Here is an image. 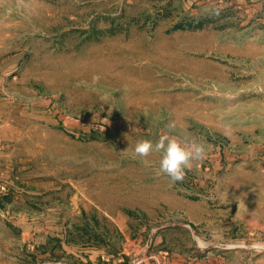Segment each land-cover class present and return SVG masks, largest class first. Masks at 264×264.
I'll list each match as a JSON object with an SVG mask.
<instances>
[{"label": "rangeland", "instance_id": "obj_1", "mask_svg": "<svg viewBox=\"0 0 264 264\" xmlns=\"http://www.w3.org/2000/svg\"><path fill=\"white\" fill-rule=\"evenodd\" d=\"M199 1L0 0V264H264V0Z\"/></svg>", "mask_w": 264, "mask_h": 264}, {"label": "clouds", "instance_id": "obj_2", "mask_svg": "<svg viewBox=\"0 0 264 264\" xmlns=\"http://www.w3.org/2000/svg\"><path fill=\"white\" fill-rule=\"evenodd\" d=\"M175 127V123H170L168 131L162 132L155 142L141 139L133 149L134 158L140 159L145 165L151 163L147 158L152 153H159L161 158L158 174L166 175L173 183L182 182L186 169L191 168L194 162L204 159L210 149V146L196 139L182 141L173 134Z\"/></svg>", "mask_w": 264, "mask_h": 264}, {"label": "crops", "instance_id": "obj_3", "mask_svg": "<svg viewBox=\"0 0 264 264\" xmlns=\"http://www.w3.org/2000/svg\"><path fill=\"white\" fill-rule=\"evenodd\" d=\"M246 0H201L199 2H197V5L200 9H203L205 11H216V10H223V9H227V7L231 4H237V3H245ZM257 4H260V3H257ZM4 137L0 135V142L2 141ZM1 165V163H0ZM8 169H10L11 171H9L10 173L12 172V169L8 167ZM3 171L1 170L0 171V176L4 177V175L6 174H2ZM10 174L8 173L7 176H9ZM12 176L11 179H10V185H8V190L9 192H11V190H14L16 192H18V194H16L15 196H6L7 199V202H4V200L2 198H0V204L1 205H13V203L16 202V200L18 201H21L23 200V196H24V189H22L21 187H18V188H14L16 187L14 183H17L18 180L16 179V177H14L13 175H10ZM11 189V190H10ZM17 189V190H16ZM51 191V188H49V186L47 185H42V184H36V186L33 188V191L30 192L33 196V204L34 205H38V202L42 200V198L44 196H47V194ZM6 194H9L8 191Z\"/></svg>", "mask_w": 264, "mask_h": 264}, {"label": "trees", "instance_id": "obj_4", "mask_svg": "<svg viewBox=\"0 0 264 264\" xmlns=\"http://www.w3.org/2000/svg\"><path fill=\"white\" fill-rule=\"evenodd\" d=\"M209 21L208 18H202V20H199L198 23H196L195 25H191V22H189L187 25L189 27H195V28H199L202 27L205 23H207Z\"/></svg>", "mask_w": 264, "mask_h": 264}, {"label": "built area", "instance_id": "obj_5", "mask_svg": "<svg viewBox=\"0 0 264 264\" xmlns=\"http://www.w3.org/2000/svg\"><path fill=\"white\" fill-rule=\"evenodd\" d=\"M1 188H3V189H4V186H1Z\"/></svg>", "mask_w": 264, "mask_h": 264}]
</instances>
